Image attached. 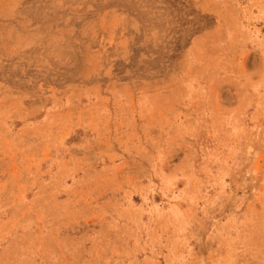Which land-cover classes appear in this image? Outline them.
Here are the masks:
<instances>
[{
	"label": "rangeland",
	"instance_id": "374dc122",
	"mask_svg": "<svg viewBox=\"0 0 264 264\" xmlns=\"http://www.w3.org/2000/svg\"><path fill=\"white\" fill-rule=\"evenodd\" d=\"M0 264H264V0H0Z\"/></svg>",
	"mask_w": 264,
	"mask_h": 264
}]
</instances>
